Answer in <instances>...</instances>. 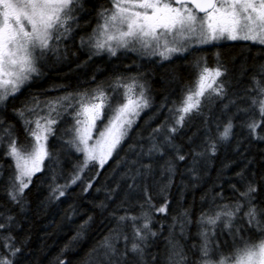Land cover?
Returning <instances> with one entry per match:
<instances>
[{
  "label": "trees",
  "instance_id": "16d2710c",
  "mask_svg": "<svg viewBox=\"0 0 264 264\" xmlns=\"http://www.w3.org/2000/svg\"><path fill=\"white\" fill-rule=\"evenodd\" d=\"M101 7H110V0L85 1L83 15L78 16L73 31L62 42L59 62L41 60L40 74L18 93L0 102V120L5 126L13 125V136L28 147L31 138L16 109L33 97L44 101L66 92L92 89L101 82L111 90L116 75L139 74V81L149 85V106L140 111L106 164L98 168L91 162L81 173V179L68 184L66 195L58 199L49 197L50 186L68 183L83 162V154L64 143V127L72 123L71 117L63 116L54 126L55 135H50L47 141L51 155L45 158L41 171L33 176L29 187L19 194L18 202L8 195L9 176H14L15 165L11 157L5 155V138L0 143V223L5 224V229H0V253L5 252L3 238L10 236L11 243L21 249L15 257L17 264H59V260H64L65 264H97L96 254L89 255L91 250L116 227V217L124 215L125 209L140 213V204L145 200L143 185L147 183L155 206L151 209L150 226L157 232L147 259L150 261L152 255L165 252V238L169 236L173 217L188 210L192 223L187 227L186 239L179 237L178 225L176 233L187 250L189 264H196L200 244L196 220L202 211L214 213L215 205L238 198L231 185L241 190L245 185L237 173L243 172L246 180L257 184L256 203L264 207V139H254L246 126L253 111L257 120L259 113L238 111L251 103L240 98L245 97L252 77L256 75L264 80L260 73V66L264 65V46L223 41L193 48L168 60L147 58L129 51L115 56L106 53L92 56L87 38L97 24ZM199 57L203 59L197 67ZM205 61L209 68L216 67L218 62L222 66L218 86L223 85V94L207 92L201 97L199 109L187 114L182 124H176L179 116L176 108L194 87ZM229 120L233 125L231 135L222 139L220 132ZM171 127L176 128L174 133L169 131ZM154 129L160 130L154 132ZM258 130L264 136V127ZM166 136L170 137V144ZM153 143L160 145V150L148 154ZM213 144L215 152L211 151ZM178 154L185 159L179 160ZM169 162L173 166L171 172ZM144 164L151 165L150 174L146 179H137L135 183L139 188H129L134 183L130 176ZM130 168L132 172L128 171ZM89 182L91 186L85 192ZM102 203L106 207L101 208ZM161 206L166 208L165 212L156 211ZM85 221L88 224L82 235L73 240ZM126 230L131 235L130 227ZM245 235L253 239L258 236L255 229ZM220 244L221 251L227 255L233 246L232 238L225 233L220 237ZM120 247H123L122 241Z\"/></svg>",
  "mask_w": 264,
  "mask_h": 264
},
{
  "label": "snow or ice",
  "instance_id": "6c2138e0",
  "mask_svg": "<svg viewBox=\"0 0 264 264\" xmlns=\"http://www.w3.org/2000/svg\"><path fill=\"white\" fill-rule=\"evenodd\" d=\"M82 7L81 0H0V102L18 93L34 75L40 74V61L49 52L59 55L60 44L73 31L75 13ZM97 18V24L87 38V44L95 55L106 51L115 56L118 50H139L168 60L175 54L188 52L193 45L209 44L222 38L264 45V0H110V7H101ZM84 43L82 37L81 44ZM202 59L197 58V67H200ZM260 73L264 75V65L260 66ZM222 75L219 62L216 67L209 68L205 61L195 92L189 91L176 108L179 113L176 124H182L187 114L199 109L201 97L208 90L223 94V85L218 86V78ZM107 87L101 82L95 88L66 92L63 96L44 101L33 97L16 109L26 134L32 138L30 147L21 145L13 136V125L5 126L0 120V143L7 138L5 155L10 156L15 165L14 176H9L8 195L11 200L18 202L19 194L29 187L34 174L41 171L45 158L50 157L46 142L50 135H55L54 126L63 116L72 118L64 132L68 137L64 143L75 152L82 153L83 162L77 166L68 183L50 186L49 197L58 199L65 196L68 184L80 180L81 173L91 162L104 166L128 134L134 118L149 106L139 74L116 75L110 85L112 91L109 92ZM240 99L251 103L238 111L248 113L256 110L259 113L257 120L253 111L246 124L250 135L254 139H264L258 130L264 127V80L254 75L245 97ZM232 127L229 120L220 137L227 139ZM159 130L154 129V132ZM169 131L174 133L176 128L171 127ZM165 140L171 143L170 137L166 136ZM159 150L160 145L153 143L148 154ZM211 151L215 152V144ZM177 158L183 161L185 156L178 154ZM168 169L173 171L171 162ZM128 171L132 172V169ZM150 171L151 165L148 164L137 168L130 176L134 183L129 188H139L135 182L140 177L146 179ZM237 176L245 185L242 190L231 185L238 198L215 205L214 213L212 210L202 211L196 220L200 238L196 264H264V207L256 203L259 188L252 180H246L243 172ZM90 186L91 182L84 191L87 192ZM143 194L145 200L140 204V213L133 214L125 209L124 215L116 217V227L110 229L91 250L89 255L96 254L97 264H189L187 250L176 233L178 225L179 237L186 239L187 227L192 223L188 210L173 217L169 236L165 238V252L152 255L150 261L147 259L153 239L157 237V232L150 226L151 209L155 206L147 183L143 185ZM100 207L106 206L102 203ZM156 211L165 212L166 208L161 206ZM141 220L143 222L139 223ZM87 224L85 221L80 226L73 240L82 235ZM129 227L131 235L126 230ZM0 229H5V224L0 223ZM252 229L258 234L256 239L245 235ZM225 233L233 241L227 255L221 251L220 244V237ZM3 240L5 252L0 253V264H17L15 257L21 249L11 243L10 236ZM121 241L123 247H120ZM59 264H65V261L59 260Z\"/></svg>",
  "mask_w": 264,
  "mask_h": 264
},
{
  "label": "rangeland",
  "instance_id": "374dc122",
  "mask_svg": "<svg viewBox=\"0 0 264 264\" xmlns=\"http://www.w3.org/2000/svg\"><path fill=\"white\" fill-rule=\"evenodd\" d=\"M85 1L86 0H81V3H82V5H83V7L79 10V11H77L76 13H75V16H76V20L78 19V16L79 15H83V13H84V11H85ZM72 26H76L74 23L72 24ZM68 37V36H67ZM65 40V39H64ZM223 41H225V42H249V43H253V44H258V45H262V44H260L259 42H252V41H244V40H228L227 38H222V39H220V40H218V41H213V42H211V43H209V44H204V45H193L189 50H191V49H193V48H200V47H205V46H210V45H212V44H217V43H221V42H223ZM63 42V41H62ZM62 42H61V44H60V49H59V55H56V54H54V53H52V52H49L45 57H44V60H48V63H52L53 61H56V62H59V57L62 55V46H63V44H62ZM54 47H55V44H54ZM122 51H129V52H134V53H139V54H141V56H144V57H147V58H153V57H158L160 60H165V59H162L158 54H151L150 52L149 53H146V52H143V51H130V50H118L117 51V53H119V52H122ZM102 53H106L107 55L109 54V53H107L106 51L105 52H102ZM110 55V54H109ZM176 55H179V54H175V55H173L172 57H174V56H176ZM171 57V58H172ZM170 58V59H171ZM214 61L215 60H217V58H214L213 59ZM200 70L201 69H199V71H198V73H197V78H196V80H195V83H194V87L192 88V92H195V90H196V85H197V81H198V77H199V73H200ZM35 76L36 75H34V77H33V79L35 78ZM33 79L32 80H30V81H28L24 86H26V85H29L32 81H33ZM218 80H219V78H218ZM141 82V81H140ZM144 85H145V95H146V97H147V93H149V91L150 90H148V88H149V85L147 84V83H144V82H142ZM23 86V87H24ZM22 87V88H23ZM122 89V88H121ZM109 92H111L112 91V89L111 90H108ZM138 89H137V94H138ZM211 90H208L207 92H210ZM206 92V93H207ZM122 93H123V91H122ZM205 93V94H206ZM120 94H121V91H120ZM122 99V101H123V96L122 95H120V100ZM121 101V102H122ZM43 114V113H42ZM137 117V116H136ZM136 117L134 118V120L136 119ZM104 121L106 122V120H107V116H105L104 118ZM98 124H99V122H98ZM102 126V125H101ZM95 134L96 133H94V136H95ZM31 138V137H30ZM32 138H31V144H32ZM47 143V142H46ZM28 147H30V144H29V146ZM109 160V159H108ZM107 162V161H106ZM92 163H96V162H92ZM42 164H43V162H42ZM97 164V166H98V168H100L101 166L98 164V163H96ZM41 167H42V165H41ZM36 174V173H35ZM34 174V175H35Z\"/></svg>",
  "mask_w": 264,
  "mask_h": 264
},
{
  "label": "bare ground",
  "instance_id": "6f19581e",
  "mask_svg": "<svg viewBox=\"0 0 264 264\" xmlns=\"http://www.w3.org/2000/svg\"><path fill=\"white\" fill-rule=\"evenodd\" d=\"M261 46H264V45H261ZM89 51V53H90V55H92V56H97V55H95V54H92V50H88ZM99 55V54H98ZM120 91H121V95H122V91H123V89H120ZM121 101H122V99H121ZM70 121L72 122V118H70ZM58 124V123H57ZM56 124V125H57ZM66 128H68V126H66V127H64V129L66 130ZM65 138L67 139L68 137L65 135ZM106 164V163H105Z\"/></svg>",
  "mask_w": 264,
  "mask_h": 264
},
{
  "label": "water",
  "instance_id": "95a60500",
  "mask_svg": "<svg viewBox=\"0 0 264 264\" xmlns=\"http://www.w3.org/2000/svg\"><path fill=\"white\" fill-rule=\"evenodd\" d=\"M200 15H203L202 13Z\"/></svg>",
  "mask_w": 264,
  "mask_h": 264
}]
</instances>
